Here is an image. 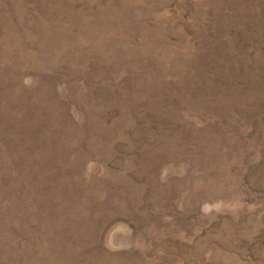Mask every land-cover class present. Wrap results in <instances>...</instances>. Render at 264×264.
Here are the masks:
<instances>
[{"label":"rangeland","instance_id":"1","mask_svg":"<svg viewBox=\"0 0 264 264\" xmlns=\"http://www.w3.org/2000/svg\"><path fill=\"white\" fill-rule=\"evenodd\" d=\"M0 264H264V0H0Z\"/></svg>","mask_w":264,"mask_h":264}]
</instances>
